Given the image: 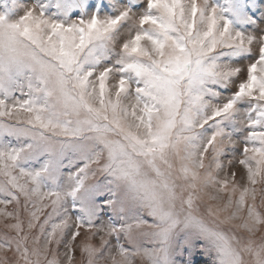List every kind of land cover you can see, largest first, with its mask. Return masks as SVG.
<instances>
[{
    "label": "snow or ice",
    "instance_id": "snow-or-ice-1",
    "mask_svg": "<svg viewBox=\"0 0 264 264\" xmlns=\"http://www.w3.org/2000/svg\"><path fill=\"white\" fill-rule=\"evenodd\" d=\"M0 5V264H264V3Z\"/></svg>",
    "mask_w": 264,
    "mask_h": 264
},
{
    "label": "rangeland",
    "instance_id": "rangeland-1",
    "mask_svg": "<svg viewBox=\"0 0 264 264\" xmlns=\"http://www.w3.org/2000/svg\"><path fill=\"white\" fill-rule=\"evenodd\" d=\"M20 2H22V3H26V4H32V3H34L35 2V0H20ZM260 2L261 3H264V0H260ZM0 6H2V5H0ZM50 11H54V9H51ZM259 13H257V15H258ZM237 172H238V178H239V175L240 174H242V169H237ZM257 203L259 204V198L257 199ZM11 207V206H10ZM0 227H2V226H0ZM82 235H83V233H82ZM259 235V234H258ZM78 239H80V238H78ZM10 255V254H9ZM137 264H139V261H137Z\"/></svg>",
    "mask_w": 264,
    "mask_h": 264
}]
</instances>
